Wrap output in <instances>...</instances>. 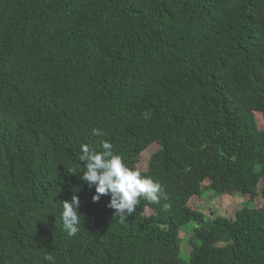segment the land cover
<instances>
[{"label":"trees","instance_id":"trees-1","mask_svg":"<svg viewBox=\"0 0 264 264\" xmlns=\"http://www.w3.org/2000/svg\"><path fill=\"white\" fill-rule=\"evenodd\" d=\"M255 114L264 122V0H0V264H174L180 233L200 264H264ZM102 140L133 169L157 146L140 173L159 202L141 197L123 222L80 178L81 145ZM204 190L248 201L195 226Z\"/></svg>","mask_w":264,"mask_h":264},{"label":"clouds","instance_id":"clouds-1","mask_svg":"<svg viewBox=\"0 0 264 264\" xmlns=\"http://www.w3.org/2000/svg\"><path fill=\"white\" fill-rule=\"evenodd\" d=\"M92 134L104 135L100 128H93ZM100 148L102 151L82 144L78 158L86 162L80 178L95 186L94 202L103 195H110L108 207L114 210V216H118L121 222L134 213L141 197L150 202H159L162 187L159 182L130 168L120 155L114 154L110 141L102 140ZM80 203L77 195H73L70 201L62 202L61 220L69 235H75L79 230L80 214L77 210ZM44 259L49 264H55V257L51 254H45Z\"/></svg>","mask_w":264,"mask_h":264},{"label":"rangeland","instance_id":"rangeland-1","mask_svg":"<svg viewBox=\"0 0 264 264\" xmlns=\"http://www.w3.org/2000/svg\"><path fill=\"white\" fill-rule=\"evenodd\" d=\"M256 123L259 129L264 128V122L259 114H255ZM155 145H152L146 148L138 158V164L134 168L135 170L145 172L147 171V162L149 156L152 152L156 150ZM207 186V183L202 184V188L204 189ZM248 201V198L243 199V197L235 194V195H215L214 193L204 190L200 197H192L189 201L188 207L196 212L195 226H199L200 220H204L210 216H228L232 213V210L241 204H244ZM251 207L257 208L261 205L260 197L255 199L253 202L249 204ZM190 227H186L189 229ZM180 239L182 240L181 244V254L177 261L174 264H200L201 255L197 250H191L185 239V234L180 233Z\"/></svg>","mask_w":264,"mask_h":264}]
</instances>
